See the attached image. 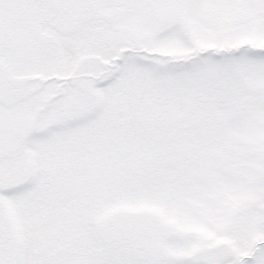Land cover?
Instances as JSON below:
<instances>
[{
	"label": "snow or ice",
	"instance_id": "1",
	"mask_svg": "<svg viewBox=\"0 0 264 264\" xmlns=\"http://www.w3.org/2000/svg\"><path fill=\"white\" fill-rule=\"evenodd\" d=\"M0 264H264V0H0Z\"/></svg>",
	"mask_w": 264,
	"mask_h": 264
}]
</instances>
